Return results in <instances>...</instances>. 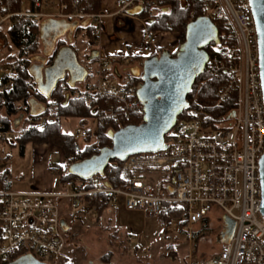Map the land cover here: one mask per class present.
<instances>
[{"label": "built area", "instance_id": "2783aa9c", "mask_svg": "<svg viewBox=\"0 0 264 264\" xmlns=\"http://www.w3.org/2000/svg\"><path fill=\"white\" fill-rule=\"evenodd\" d=\"M212 23L221 22L231 43L225 58L208 59L206 78L218 83L217 104L232 101L233 108L223 117L213 118L201 111L189 112L191 119L177 121L165 135V149L127 157L119 171L120 185L103 187L94 178V188L83 190L80 182L58 180L59 165L49 166L48 173L57 179L50 192L0 189V264H9L30 256L42 264H56L67 246V232L61 228L64 215L71 216L86 206V216L97 213L91 199L101 203L106 197L108 211L119 208L158 217L164 206L179 213L164 224V233L178 235L179 229L202 222L214 209L234 221L228 244H220L218 253L208 259L190 253L188 264H264V220L261 217L259 159L264 153V103L259 75V58L255 23L248 0H196ZM163 0H115L116 14L130 17L136 7L146 18L166 11ZM34 10L7 13L0 0V30L12 24H33L43 20L81 23L94 26V37L101 31L103 14L94 16L79 8V0L68 4L60 0H38ZM191 19L194 13H190ZM140 34L144 43L174 56L178 51L175 35L148 32L144 21ZM174 38V39H173ZM220 44V42H219ZM218 44V45H219ZM161 51V52H160ZM133 56L103 55L96 58L95 95L102 101L95 115L74 134L83 140L98 126L126 124L143 116L134 86H124L110 74L117 63ZM16 65H0V93L8 92L17 79ZM233 114L232 118H229ZM45 119L31 124L42 128ZM16 137L4 131L0 123V140ZM50 155H47V159ZM45 159L36 157L40 163ZM41 160V161H39ZM170 189V191H169ZM86 197L88 201H83ZM131 243V241H130Z\"/></svg>", "mask_w": 264, "mask_h": 264}, {"label": "trees", "instance_id": "16d2710c", "mask_svg": "<svg viewBox=\"0 0 264 264\" xmlns=\"http://www.w3.org/2000/svg\"><path fill=\"white\" fill-rule=\"evenodd\" d=\"M38 0H2V8L4 12L14 13L24 10L33 11L34 5ZM68 4L70 11L71 0H60ZM100 0H79V8L86 14H100ZM162 5L166 11H161L153 18H146L144 14L138 17L144 21L145 28L148 32L161 34H175L180 37L181 44L184 42L185 29L189 22L204 17V7L197 3L196 0H163ZM194 13L191 19L190 13ZM84 22V21H83ZM83 22L78 23L81 25ZM214 25L218 31L219 45L211 43L205 47L209 59L218 57L224 59L225 51L231 48V43L223 44L228 38L226 29L221 22L214 21ZM39 23L33 24H12L3 30H0L1 48L12 51V54L4 60H0V65H16L17 79L14 80L8 92L0 93V123L3 125L4 131L15 132L19 130V136L6 142L11 147L17 146L20 154L23 153L28 145L42 146L52 145L60 150L62 158L59 164L58 180L60 182L75 181L80 182L83 190H91L94 188V178L88 181H82L68 173V167L74 163L80 162L93 155L98 154L99 150L104 147H111V139L109 133L116 132L127 125H140L142 116L132 118L126 124L98 126L94 136L93 143H87L90 135L83 139V147L79 148L77 138L74 134H66L61 131L62 120L77 119L80 124L85 123L95 115V108L101 107L102 101L95 95L89 87L90 76L80 84L70 85L68 77L59 81L56 88L49 96L41 94L37 89L34 79L30 73L33 62L42 56L43 50L39 44ZM84 31L90 44L94 42L93 32L94 26L87 25L79 27L77 31ZM65 46L64 42H58L56 48L44 55L43 64L49 66L52 64L57 52ZM75 52L73 46H70ZM132 59L140 60L134 57ZM88 60V58H87ZM93 61H96L93 59ZM81 88L77 85H81ZM124 86L137 87L134 79L127 78ZM218 83L207 80L206 71L196 78L190 93L187 95L188 109L178 117L177 121L189 120L191 115L189 112L201 111L213 118L223 117L230 109H232V101L217 104L215 92ZM36 100L44 107V112L40 116H31L29 114L30 100ZM45 119V126L42 128L31 127V124L37 123ZM2 142V140H0ZM122 162L112 160L103 176H98L101 186H109L116 188L120 185L119 171ZM11 173L9 169L0 172V189H6L10 186ZM86 197L83 201H88ZM91 204L96 206L97 217L100 218L107 211L106 197L102 196V202L95 201V197L91 199ZM177 211L169 210L168 206H164L160 212L158 219L164 223L169 218L177 217ZM137 251V250H135ZM110 253L102 257V261L109 264ZM63 264H69L64 262Z\"/></svg>", "mask_w": 264, "mask_h": 264}, {"label": "water", "instance_id": "95a60500", "mask_svg": "<svg viewBox=\"0 0 264 264\" xmlns=\"http://www.w3.org/2000/svg\"><path fill=\"white\" fill-rule=\"evenodd\" d=\"M251 7L258 46L259 75L264 103V0H248ZM138 7L128 12L129 16L140 14ZM89 21L81 25L77 22L68 24L62 20H46L41 25L40 37L45 47L44 55L51 53L56 38L66 30L72 31L78 25L86 27ZM49 37L47 44V37ZM211 43L219 44L218 31L208 17H198L188 23L184 42L180 44L174 56L163 50L159 56H150L143 60L141 68H133L134 75L141 73V84L136 90V98L143 107L142 123L127 125L116 132L109 133L111 147L101 148L98 154L68 167V173L79 180L88 181L95 176H103L112 160L123 162L127 157L140 153H156L165 149V135L174 127L178 117L188 109L187 95L199 76L205 70L209 56L205 47ZM92 58H97V51ZM35 61L44 62L37 58ZM32 66L30 73L41 94L49 96L59 81L69 78L70 85L83 83L88 72L77 58L75 51L66 46L61 48L51 65L43 69ZM29 114L40 116L44 107L36 100L28 102ZM233 114L229 116L232 118ZM259 185L261 190L260 213L264 220V153L259 159ZM109 187V186H107ZM170 191V189H169ZM222 228L217 243L228 244L232 238L235 223L223 216ZM64 232L69 226L64 220L60 222ZM9 264H42L30 256L19 258Z\"/></svg>", "mask_w": 264, "mask_h": 264}, {"label": "rangeland", "instance_id": "374dc122", "mask_svg": "<svg viewBox=\"0 0 264 264\" xmlns=\"http://www.w3.org/2000/svg\"><path fill=\"white\" fill-rule=\"evenodd\" d=\"M24 8V10H27L26 7ZM102 14L103 12L101 11L100 14L89 15L98 16ZM104 18L102 19L104 20ZM44 21L46 20L42 22ZM102 24L104 25L103 21ZM175 37L178 45L181 44L179 35H175ZM95 39L97 37L94 38L93 44H90L85 32L79 30L73 34L70 42H68L66 37L60 42H64L65 47L70 44L73 45L77 52L78 61L82 64L85 63L87 66L88 54L94 49ZM10 54H12V51L1 48L0 43V60H4ZM140 61L141 59L130 58L126 63L116 64L120 84L127 79L125 72ZM93 68L97 70L96 65H93ZM89 82L91 88L94 83L96 84L97 72L96 76L93 75ZM77 86L81 88L82 84ZM78 123L79 120L77 119L62 120L61 131L66 134H75L76 130L81 127V124ZM96 130L95 128L90 134V139L87 143L94 142ZM13 133L19 136V130ZM77 144L79 148H82L84 145L83 140L77 139ZM39 150L46 156L52 153L48 158L49 166L60 164V154H54L57 151L60 152V150L52 145H28L25 147L24 153L20 154L17 146L11 147L6 142H0V172L5 169L10 170L11 189L18 191L33 189L30 182L34 171L38 168L36 166L38 164L36 157L38 156L42 160ZM20 176H23L22 182L17 180ZM74 215L75 217L72 220L77 218L74 223H71L70 218L64 215V219L69 224V231L67 232L68 243L61 259L56 264H63L65 261L69 264H89L90 262L99 264L102 257L108 253L111 254L109 264H188V256L191 253V249L194 252L192 256L200 259L213 257L214 254H211V252L216 250L213 238L219 230L210 227L204 228L200 225L195 230L190 228V232L180 228L178 235L171 236L164 233L166 221L162 226L159 219L154 216H145L141 212H129L123 208H120L113 215L107 213L100 218L97 216L84 217L78 211ZM118 229L123 230L124 233H121ZM131 236L140 238L142 244L139 243L138 252L134 250L137 243H130ZM208 245L210 246V251Z\"/></svg>", "mask_w": 264, "mask_h": 264}, {"label": "crops", "instance_id": "0c3cea01", "mask_svg": "<svg viewBox=\"0 0 264 264\" xmlns=\"http://www.w3.org/2000/svg\"><path fill=\"white\" fill-rule=\"evenodd\" d=\"M114 1L115 0H101V2H100L101 3L100 8H101V11L103 12L105 18L103 20L104 25L101 24V31L99 34H97V39H95L96 42L93 46L94 50L97 51V56H98V54L99 55L100 54H103V55L109 54V55L133 56V53L136 52L134 54L135 57L141 58V60H142V59H145L147 57L155 55L156 54V48L144 43L143 40H141V38H140V34L143 31L142 24L139 21H137L134 18V16L125 17V16H122L120 14H116L115 13L116 8L114 7ZM68 23H70V22H68ZM95 60H96V58H95ZM91 63H92V66H91V64L89 65V66H91V70H92V75H90V79L93 77V75L96 76V72H97V70H95V68H93V65H96V61H91ZM89 66H88V69H86L87 72L89 70ZM94 70H95V72H94ZM110 74H112L113 77L115 76L117 78V76H118L117 65H115L112 68ZM89 87H90V84H89ZM94 87H95V83H94L93 87L92 88L90 87V88L94 91ZM78 124H80V123H78ZM83 124H81V126ZM23 153H24V151H23ZM39 154L42 155V157L44 159L47 158V156L43 152H41L40 150H39ZM51 154L52 153H50V155ZM54 154H60V152L57 151ZM61 161H62V158L60 156V164H61ZM36 166L38 168H36V170L34 171L33 178L30 182L31 187L33 189L29 190V191L34 190V191H38V192H50L51 190H53L55 188L57 179L54 180V178L48 173V167H49L48 160L45 159V161L43 160L42 162L38 163ZM39 166L40 167L42 166L43 168L42 167L40 168ZM17 180L22 182L23 176H20ZM9 187L11 188V183H10ZM16 191H18V190H16ZM22 192H27V191H22ZM89 203H90V207L93 206L91 204V202H89ZM81 204H82V206H80V209L77 211L80 213V215H82L84 217H90V216H86V213H85L86 212V208H85L86 206H84L83 203H81ZM129 212H137V211H129ZM107 213L110 215L115 214V213L108 211V206H107V211L104 212L103 215H105ZM91 216H97V213L94 215H91ZM67 217L70 218L69 220L71 223H74V221L77 220V218L75 220H72L73 217H75V215H71V216H67ZM222 217H223V215L220 213V211L217 209H214L212 212L209 213V215L202 222L197 223L191 227L193 230H195V229H198L201 225V227H204V228L210 227V228H214V229L219 230L213 238L215 246H216V250L215 251L212 250V252H211V254H214L213 256H215L218 253L219 248H220V245L217 243L216 238L218 237V235L221 231V228H222V221H221ZM156 218L158 219V217H156ZM64 221L69 226L66 219H64ZM162 226H163V223H162ZM118 230L121 233H124L123 230H120V229H118ZM174 236H176V235H174ZM138 238L139 237H137V238H134L132 236L130 237L131 243H133V242L137 243V244H135V247H134V250H137V252H138L139 243L142 244L140 242V238L139 239ZM208 248L210 251V246ZM192 253H194V252L191 249V254Z\"/></svg>", "mask_w": 264, "mask_h": 264}, {"label": "flooded vegetation", "instance_id": "af4514ba", "mask_svg": "<svg viewBox=\"0 0 264 264\" xmlns=\"http://www.w3.org/2000/svg\"><path fill=\"white\" fill-rule=\"evenodd\" d=\"M43 24V22H40L39 23V28H38V30H39V44H40V47L42 48V50L43 51H45V47H44V44H43V42H42V39H41V37H40V30H41V25ZM68 24H72V22H70V23H68ZM80 26L78 25L76 28H74L72 31H70V30H66L62 35H60L58 38H56V40H55V42L53 43V50L56 48V46H57V43L60 41V40H62L64 37H66V39L68 40V42H70V40H72V36H73V34L74 33H76L77 32V30H78V28H79ZM45 36L47 37V44H49L50 42L48 41V39H49V35L47 34V32L45 31ZM51 38V37H50ZM70 46H73V45H68V47H70ZM65 47V46H64ZM74 47V46H73ZM52 49H51V51H53ZM93 52H96V50H94V49H92L91 51H90V53L88 54V65L86 66L85 65V63L84 64H82V63H80L82 66H84L86 69H88V66L90 65V64H92L91 63V61H93V58H92V55H93ZM76 53V55H77V52H75ZM153 56H159V54H156V55H153ZM39 58H44V53L42 54V56L41 57H39ZM78 58V57H77ZM143 60L144 59H142L137 65H135V66H133V67H131V68H129L128 69V71H126L125 72V74H126V78H131V79H134L136 82H137V86H139L142 82H141V73H139L138 75H134L132 72H131V69H133V68H141V65H142V62H143ZM33 66H37V67H41L42 68V70H41V72L43 71V69L45 68V67H48V66H45L42 62H40V61H34L33 62ZM42 74H43V72H42ZM90 75H92V70H91V66H89V70H88V75H87V78H88V76H90ZM86 78V79H87ZM85 79V80H86ZM68 81H69V78H68ZM80 84V83H79ZM216 241H217V238H216ZM89 264H92L91 262L89 263ZM99 264H106V263H104L103 261H102V259H101V262H99Z\"/></svg>", "mask_w": 264, "mask_h": 264}]
</instances>
